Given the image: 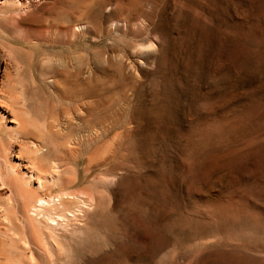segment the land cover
Here are the masks:
<instances>
[{
    "label": "rangeland",
    "instance_id": "rangeland-1",
    "mask_svg": "<svg viewBox=\"0 0 264 264\" xmlns=\"http://www.w3.org/2000/svg\"><path fill=\"white\" fill-rule=\"evenodd\" d=\"M0 113V264H264V0H0Z\"/></svg>",
    "mask_w": 264,
    "mask_h": 264
},
{
    "label": "bare ground",
    "instance_id": "bare-ground-1",
    "mask_svg": "<svg viewBox=\"0 0 264 264\" xmlns=\"http://www.w3.org/2000/svg\"><path fill=\"white\" fill-rule=\"evenodd\" d=\"M82 23H83V22H82ZM82 23H81V24H82ZM79 24H80V23H79ZM77 25H78V24H77ZM81 26H83V25H81ZM84 26H85V25H84ZM84 26H83V28H84ZM74 27H75V26H74ZM80 29H81V28H80ZM75 30H76V28H75ZM79 73H81V71H79ZM77 74H78V73H77ZM66 82H67V81H66ZM86 82H87V81H86ZM80 85H81V84H80ZM80 85H79V86H80ZM16 98H17V97H16ZM19 113H20V112H19ZM21 113H22V112H21ZM21 113H20V114H21ZM14 114H15V113H14ZM20 114H19V116H20ZM0 115H1V113H0ZM16 115H17V112H16V114H15V118L18 119ZM26 116H27V115H26ZM22 117H23V116H22ZM29 117H30V116H29ZM0 118H1V117H0ZM2 118H3V117H2ZM16 119H15V120H16ZM21 119H22V118H21ZM21 119H19V120H20V123H21ZM23 119H24V117H23ZM3 120H5V119H3ZM19 120H18V121H19ZM24 120H25V119H24ZM1 122H2V121H1ZM21 125H22V123H21ZM21 125H20V127H21ZM22 127H23V129H24V126H23V125H22ZM40 128H41V127H40ZM9 129H10V128H9ZM18 129H19V126H18L17 130H18ZM4 130H5V129H4ZM15 130H16V129H15ZM17 130H16V131H13V132H15L14 134H17V133H16ZM19 130H20V129H19ZM21 130H22V129H21ZM26 131H28V130H26ZM26 131H23V130H22V132H23L22 135H24V134H25L24 132H26ZM1 132L3 133L2 130H1ZM1 132H0V134H1ZM13 132H12V134H13ZM18 133H19V131H18ZM20 134H21V133H20ZM0 138H1V137H0ZM36 143H37V142H36ZM36 143H34V144H36ZM39 144H40V143H39ZM46 144H47V143H46ZM54 145H55V144H54ZM39 146H40V145H39ZM42 146H43V145H42ZM32 147H33V146H32ZM35 147H36V146H35ZM43 147H44V146H43ZM3 148H4V147H3ZM27 148H30V149L32 150V148H31L30 146L27 147ZM40 148H41V147H39V151H40V150H41V151L44 150V148H42V149H40ZM48 148H49V147H48ZM48 148H47V149H48ZM9 149H10V148H9ZM36 149H38V148L36 147ZM36 149L34 148V150H35V151L33 150L34 153L31 151V153L33 154V156H34V154H35V156H37V153H35V152H37ZM28 150H29V149L26 150V148L24 149V151H26V152H28ZM4 151L7 152L8 149L6 150V148H5ZM20 151H23V149L20 150ZM24 151H23V152H24ZM48 151H49V150H48ZM48 151H47V152H48ZM43 152H45V150H44ZM7 153H8V152H7ZM9 153H10V152H9ZM21 153H22V152H21ZM21 153H20V154H21ZM24 153H25V152H24ZM32 154H30V155L32 156ZM38 154H39L40 156H38V157L36 158V160H35V158H34V160L32 159L31 162L34 161V163H32V165L35 164V162H36V163H37V164H36L37 167H36L35 169L37 170L38 166H39V167L42 166V168H43V166H44V168H43V170H44V169L46 168V166L51 165V164L48 165V159H47L48 157H47V156H48L49 153H47V156L45 155V153H44V155H43L42 153L40 154V152H39ZM21 155L24 156V154H21ZM22 156H21V158H22ZM28 156H29V155H28ZM28 156H27L26 158H29ZM31 156H30V159H28V160H31V158L33 157V156H32V157H31ZM26 158H25V159H26ZM28 160H27V162L29 163ZM89 161H90V160H89ZM31 162H30V163H31ZM20 163H21V162H20ZM12 165H13V164H12ZM12 165H11V166H12ZM20 165H21V164H20ZM28 165L31 166L30 164H28ZM36 165L31 166V169H30V170L32 171V167H35ZM29 166H28V168H29ZM14 167H16V165H15ZM18 167H19V166H18ZM50 167H51V166H50ZM26 168H27V167H26ZM12 169H13V166H12ZM16 169H18V168H16ZM19 169H20V168H19ZM19 169H18V170H19ZM35 169H33V170H35ZM46 169H47V168H46ZM28 170H29V169H28ZM38 170H39L40 172H39V171H37V172H39L40 175H41V172H42L43 170H42L41 168H39ZM13 171H14V170H13ZM19 171H20V170H19ZM19 171H18V172H19ZM25 172L27 173V171H25ZM25 172H24V173H25ZM32 172H33V171H32ZM35 172H36V171H35ZM16 173H17V172H16ZM26 173H25V174H26ZM30 173H31V172H30ZM33 173H34V172H33ZM39 173H37V174H39ZM37 174H36V175H37ZM23 175H24V174H23ZM25 177H26V176H23V178H25ZM28 177H29V176H28ZM30 177H31V178H30ZM30 177H29L28 180H30V179L33 180L31 174H30ZM41 177H42V175H41ZM41 177H40V178H41ZM38 178H39V177H38ZM40 178H39V179H40ZM18 179H19V178H17V180H18ZM34 179H36V178H34ZM11 180H12V179H11ZM13 180H14V179H13ZM42 180L44 181V179H42ZM14 181H15V183H16V180H14ZM18 181H19V180H18ZM46 181H47V180H46ZM9 182H10V184H12L13 181H9ZM9 182H8V183H9ZM30 182H31V181H30ZM40 182H41V181H40ZM71 182H72V181H71ZM13 184H14V183H13ZM13 184H12V185H13ZM18 184H19V183H18ZM40 184H41V183H40ZM12 185H11V186H12ZM14 185H15V184H14ZM14 185H13V186H14ZM42 185H43V183H42ZM16 187H18V186L16 185ZM12 188H13V187H12ZM14 188H15V187H14ZM22 192L24 193L25 191H22ZM73 195H74V194H73ZM78 195H80V194H78ZM68 196H69V195H68ZM68 196H67V197H68ZM55 197H56V196L52 197V199L50 198V199H51L50 201H51V202L55 201V200H54ZM67 197H66V198H67ZM78 197H79V196H78ZM64 198H65V197H64ZM70 198H71V196H70ZM70 198H69V199H70ZM76 198H77V197H76ZM82 198H83V197H82ZM56 199H57V198H56ZM58 199H61V197L58 198ZM58 199H57V200H58ZM67 199H68V198H67ZM62 200H63V199H62ZM62 200H61V201H62ZM48 201H49V200H48ZM48 201L46 200V198H45V199L40 198V199L38 200V204H40V205L43 204V205H44L45 203L47 204ZM50 201H49V202H50ZM63 201H64V200H63ZM81 201H82V200H81ZM83 201L85 202V200H83ZM58 202H60V201L58 200ZM71 202H72V201H71ZM56 203H57V201H56ZM85 203H86V202H85ZM50 204H52V203H49V206H50ZM53 204H54V203H53ZM61 204H62V203H61ZM80 204H81V203H80ZM59 205H60V204H59ZM59 205H58V206H59ZM83 205H84V203H83ZM34 206H35V205H34ZM37 206H38V205H37ZM45 206H46V205H45ZM45 206H44V207H45ZM51 206H52V205H51ZM54 206L58 208V206H57L56 204H55ZM60 206H61V205H60ZM60 206H59V207H60ZM62 206L64 207V204H63ZM85 206H88V205H85ZM35 207H36V206H35ZM38 207H39V206H38ZM38 207H37L36 209H38ZM44 207H41V206H40V208H43L42 210H44ZM46 207H47V206H46ZM46 207H45V208H46ZM55 207H54V208H55ZM40 208H39V209H40ZM48 208H49V207H48ZM61 208H62V207H61ZM65 208H66V207H65ZM67 209H68V208H67ZM33 210H34V209H33ZM42 210H41V211H42ZM49 210H50V209H49ZM52 210H53V208H52ZM54 210H55V209H54ZM35 211H37V210H35ZM35 211H34V212H35ZM38 211H40V210H38ZM38 211H37V212H38ZM64 211H65V210H64ZM66 211H67V210H66ZM71 212H72V211H71ZM39 213H40V212H38V214H39ZM47 213H48V212H47ZM49 213H50V211H49ZM72 213H73V212H72ZM66 214H67V213H66ZM40 215H41V214H40ZM52 216H53V215H51L50 218H53ZM60 216H61V215H60ZM62 216H63V215H62ZM63 218H64V216H63ZM53 219H54V218H53ZM53 221H54V220H53ZM55 221H56V220H55ZM44 235H45V234H44ZM19 242H20V241H19ZM19 242H16V243H18L17 246L21 244V243L19 244ZM20 246H21V245H20ZM10 247H11V246H10ZM1 248H2V246H1ZM18 248H20V247L18 246L17 249H18ZM4 249H6V248H4ZM17 251H19V249H18ZM1 252H2V251H1ZM3 252H4V251H3ZM6 252H7V251H6ZM20 252H21V253H19V254L22 255V251H20ZM2 254H3V253H2ZM2 254H0V255H2ZM4 254H5V253H4ZM4 254H3V256H4ZM21 255H20V256H21ZM15 257H16V256H15ZM18 257H19V255L16 257V258L18 259V261H19L21 258L19 257V258H20V259H19ZM21 257H22V259H23V255H22ZM16 258H15V259H16ZM0 260H1V259H0ZM1 262H2V261H1ZM16 262H17V261H16ZM2 264H3V263H2ZM4 264H5V263H4ZM18 264H19V263H18Z\"/></svg>",
    "mask_w": 264,
    "mask_h": 264
}]
</instances>
